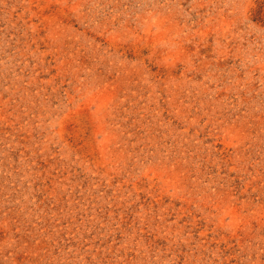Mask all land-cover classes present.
I'll use <instances>...</instances> for the list:
<instances>
[{
    "label": "rangeland",
    "instance_id": "obj_1",
    "mask_svg": "<svg viewBox=\"0 0 264 264\" xmlns=\"http://www.w3.org/2000/svg\"><path fill=\"white\" fill-rule=\"evenodd\" d=\"M0 264H264V0H0Z\"/></svg>",
    "mask_w": 264,
    "mask_h": 264
}]
</instances>
